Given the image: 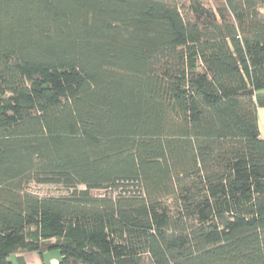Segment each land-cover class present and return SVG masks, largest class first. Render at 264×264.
<instances>
[{"label":"trees","instance_id":"trees-1","mask_svg":"<svg viewBox=\"0 0 264 264\" xmlns=\"http://www.w3.org/2000/svg\"><path fill=\"white\" fill-rule=\"evenodd\" d=\"M261 106L264 0H0V264H264Z\"/></svg>","mask_w":264,"mask_h":264},{"label":"crops","instance_id":"crops-1","mask_svg":"<svg viewBox=\"0 0 264 264\" xmlns=\"http://www.w3.org/2000/svg\"><path fill=\"white\" fill-rule=\"evenodd\" d=\"M257 121L259 134L261 138L264 139V106L257 109ZM19 256L25 264H59V253L57 250H44L42 252L31 251L12 254L11 261L13 264H18Z\"/></svg>","mask_w":264,"mask_h":264},{"label":"rangeland","instance_id":"rangeland-1","mask_svg":"<svg viewBox=\"0 0 264 264\" xmlns=\"http://www.w3.org/2000/svg\"><path fill=\"white\" fill-rule=\"evenodd\" d=\"M35 190L38 191L40 194H44V193L49 192V191L52 192L53 189H49V188H46L44 186H38L35 188ZM93 193L95 195H99V194L104 193V191L103 190H94Z\"/></svg>","mask_w":264,"mask_h":264},{"label":"water","instance_id":"water-1","mask_svg":"<svg viewBox=\"0 0 264 264\" xmlns=\"http://www.w3.org/2000/svg\"><path fill=\"white\" fill-rule=\"evenodd\" d=\"M250 92H251V93H253V92H254V90H253V89H250Z\"/></svg>","mask_w":264,"mask_h":264}]
</instances>
